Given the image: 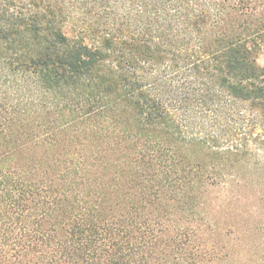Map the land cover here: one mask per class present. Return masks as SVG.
<instances>
[{
	"label": "trees",
	"instance_id": "1",
	"mask_svg": "<svg viewBox=\"0 0 264 264\" xmlns=\"http://www.w3.org/2000/svg\"><path fill=\"white\" fill-rule=\"evenodd\" d=\"M263 47L264 0H0V264H238Z\"/></svg>",
	"mask_w": 264,
	"mask_h": 264
},
{
	"label": "rangeland",
	"instance_id": "2",
	"mask_svg": "<svg viewBox=\"0 0 264 264\" xmlns=\"http://www.w3.org/2000/svg\"><path fill=\"white\" fill-rule=\"evenodd\" d=\"M257 64L264 67V47L257 57ZM15 68H17L15 63L0 58V99L2 100L13 99L18 95V90L24 86ZM257 146L256 143L251 142L250 148L254 150ZM259 162L264 165V156ZM251 167L252 169L241 174L247 185H236V188L244 192L250 203L241 205L242 208L237 211L225 208L223 210L224 213L233 214V219L230 221H237L234 226L236 230L231 237L232 242H237L238 264H264V168ZM254 199H261L262 202L253 203ZM239 242L242 243L241 246Z\"/></svg>",
	"mask_w": 264,
	"mask_h": 264
}]
</instances>
